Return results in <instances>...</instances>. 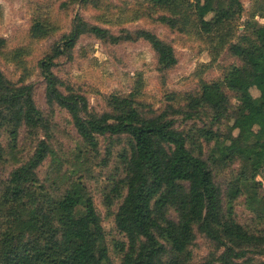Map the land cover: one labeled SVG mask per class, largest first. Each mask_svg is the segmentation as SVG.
<instances>
[{
  "label": "trees",
  "instance_id": "1",
  "mask_svg": "<svg viewBox=\"0 0 264 264\" xmlns=\"http://www.w3.org/2000/svg\"><path fill=\"white\" fill-rule=\"evenodd\" d=\"M171 1L154 0V3L164 6ZM195 5L205 33L212 32L236 12H242L238 0H196ZM209 14H213L211 21L206 20ZM160 21L171 29L177 25L176 20L165 17ZM254 29L256 42L250 49L231 48L242 65L229 71L224 80L225 87L235 92L241 103L234 128L244 143L253 139L254 144L236 147L231 142L218 146V134L211 130L200 132L208 144L216 140L219 158L239 157L245 161V181L248 178L255 181L259 170H264V83L258 98L250 93L254 80L264 74V26L255 25ZM43 33L40 25L32 27L33 37ZM82 36L111 45L141 40L150 46L161 71L174 68L177 59L172 46L150 31L140 29L131 34L114 35L76 15L70 32L39 63L46 105L64 110L76 134L88 147L96 149L97 137L126 141L120 154L121 176L114 178L105 198L107 207L115 200H122L114 216L116 229L126 239V245L121 247L120 264H191L189 248L197 236L206 239L215 249L206 261L198 264H238L249 254L264 256V231L249 232L233 218V202L240 194V184L230 188L225 210L221 188L215 184L207 160L201 152L189 149L187 134L176 129L178 115L183 121H191L207 109L215 122L225 118L230 104L222 87L205 85L200 97L191 98L185 109L168 107L155 115L134 107L129 100H115L112 112L97 114L89 109L84 96L69 88L64 93L63 84L52 72L55 60L72 58ZM3 44L0 38V51ZM245 109L256 120L257 132L245 128ZM22 126L47 132L49 125L35 105L33 86H13L0 73V129L6 127L15 144ZM51 152L45 140L39 141L33 154L11 172L4 185L0 213L9 203L21 204L26 197L35 209L12 212L17 233L9 236L12 229L4 233L0 264H110L101 216L82 186L72 185L54 201L40 202L32 192V187L38 184L37 171ZM4 155L0 145V161ZM214 157L213 153L211 160ZM253 185L255 195L250 197V202L264 212V189L256 182ZM258 188L261 197L257 194ZM19 230L25 242H19Z\"/></svg>",
  "mask_w": 264,
  "mask_h": 264
},
{
  "label": "rangeland",
  "instance_id": "2",
  "mask_svg": "<svg viewBox=\"0 0 264 264\" xmlns=\"http://www.w3.org/2000/svg\"><path fill=\"white\" fill-rule=\"evenodd\" d=\"M238 1L242 6L241 13L236 12L212 32L205 33L199 24L196 0H172L164 6L156 5L154 0H0V38L4 40L0 51V73L13 86H33L35 105L49 125L47 132L20 127L15 144L7 128L0 129V145L5 151L0 161V194L11 172L33 154L39 141L45 140L52 152L38 169V184L32 187V192L40 202L54 201L72 185L82 186L101 216L110 264L121 263V247L126 245V239L116 229L114 216L122 200H115L107 207L105 198L114 178L118 174L121 176L120 154L126 141L117 137H97L96 149L88 147L76 134L64 110L48 108L40 76L39 63L70 32L73 19L79 15L88 24L114 35L131 34L140 29L150 31L172 46L177 59L174 68L161 71L150 46L141 40L111 45L91 36H82L72 58L55 60L52 72L63 84L61 90L66 93L69 88L84 96L92 112H112L115 100H129L143 112L157 115L168 107L185 109L191 98L200 97L205 85L222 87L230 104L225 118L215 122L207 109L191 121H183L178 115L175 116L178 120L176 129L187 134L188 148L201 152L207 160L215 184L221 188L225 210L230 188L240 184V194L233 202V218L247 231L261 234L264 212L250 202V197L255 195L254 182L264 189V170H259L255 181L250 178L245 181V161L239 157L232 160L219 158L216 140L208 144L200 136L202 130H211L220 137L218 146H227L231 142L236 147L254 144L253 139L244 143L234 128L241 103L236 93L225 87L224 80L229 71L242 65L231 48L250 49L255 44L254 26H264V0ZM163 17L176 20V27L171 29L161 23ZM212 18L213 14H209L206 20ZM36 25L45 31L39 37L32 35V27ZM263 83L264 74L254 80L250 91L253 98L259 97ZM250 114L249 109L244 110L245 128L257 132L256 120ZM213 153L215 157L211 160ZM257 194L261 197L259 188ZM28 202L26 197L21 204L9 203L2 210L0 242L10 229L9 236L17 233L12 212L35 209V205ZM19 234V242H25L20 230ZM189 250L190 263L198 264L206 261L215 249L206 239L197 236ZM238 264H264V256L249 254Z\"/></svg>",
  "mask_w": 264,
  "mask_h": 264
}]
</instances>
